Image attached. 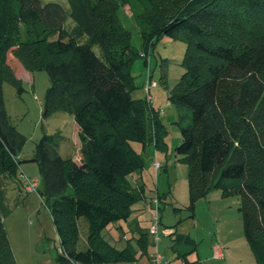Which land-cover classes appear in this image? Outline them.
<instances>
[{"label":"trees","instance_id":"1","mask_svg":"<svg viewBox=\"0 0 264 264\" xmlns=\"http://www.w3.org/2000/svg\"><path fill=\"white\" fill-rule=\"evenodd\" d=\"M81 1L69 0L68 13L53 2L0 0V264H16L3 202L26 138L6 114L3 84L21 88L18 64L47 73L42 116L66 111L79 130L81 164L60 156L53 135L43 136L32 158L59 237V264H142L130 244L117 250L102 231L127 220L143 197L130 181L144 166L133 143L166 150L156 112L132 97L130 69L167 34L187 44L185 72L169 99L191 112L173 151L187 165L188 217L211 190L236 193L245 238L264 264V0H133L148 24L143 54L110 0ZM83 22L90 24L78 29ZM80 218L88 227L83 250ZM150 238L148 231L137 238L148 261Z\"/></svg>","mask_w":264,"mask_h":264},{"label":"rangeland","instance_id":"2","mask_svg":"<svg viewBox=\"0 0 264 264\" xmlns=\"http://www.w3.org/2000/svg\"><path fill=\"white\" fill-rule=\"evenodd\" d=\"M86 1L82 0L81 4ZM40 2L57 3L70 13L69 0ZM110 4L116 7L120 23L131 32V45L143 54L140 35L142 30L148 29V24L142 11L133 0H110ZM89 24L83 22L78 29L88 27ZM72 25L68 19V29ZM84 41L86 45L89 38ZM186 47V42L176 40L169 34L163 35L147 57L138 58L131 66L130 72L136 87L132 97L146 101L156 112L165 130L163 139L166 150L155 151L153 143H133L144 166L130 181L141 187L143 197L132 206V214L127 220L108 225L102 231V237L117 250L130 244L139 262L149 264L146 256L140 257L137 238L140 232H147L153 224L155 206L152 205V199L157 198L160 199L161 209L160 230L171 228L174 232L171 236H159L157 251L166 264H258L244 235L238 211L240 201L236 193L213 189L196 205L195 217H188L187 165L173 151L180 143L181 127L191 123V112L178 107L169 99L185 72L182 62ZM148 74L158 86L150 89V99L147 101L144 88ZM15 75L21 80V88L4 83L3 101L12 125L26 138V142L17 155L16 179L6 184L3 223L16 264H59L58 257L63 254L59 237L48 206L40 194V169L32 158L43 136L53 135L60 156L72 158L81 164L79 130L75 129L77 125L73 116L66 111H56L46 118L42 116L43 101L49 86L45 71L30 72L18 64ZM154 161L161 164L158 172L153 167ZM26 179L36 181L35 192H25ZM148 202L151 205L146 208ZM174 209L180 211L175 212ZM78 225L80 240L77 249L83 250L86 248L88 227L83 218L78 220ZM149 241L148 252H155L152 239ZM213 246L219 248L221 257H212Z\"/></svg>","mask_w":264,"mask_h":264},{"label":"built area","instance_id":"3","mask_svg":"<svg viewBox=\"0 0 264 264\" xmlns=\"http://www.w3.org/2000/svg\"><path fill=\"white\" fill-rule=\"evenodd\" d=\"M157 86H158V83L155 80H152L150 74H148L147 84L144 88L146 95H147L146 97L147 101L150 99L149 97L150 89L155 88ZM153 167L155 169V172H157L161 168V164L154 161ZM36 189H37L36 181L26 179V184H25V189H24L25 192L32 193V192H35ZM152 205L155 206L154 215H153V224L148 229V233L152 239V245L156 247V250L155 252L150 253V263L151 264H166L163 260V257L157 251V245L160 240L159 238L160 234L170 235L172 231H170V229L160 230L161 221H160V216H159V200L157 198L152 199ZM69 264H78V263L70 261Z\"/></svg>","mask_w":264,"mask_h":264},{"label":"crops","instance_id":"4","mask_svg":"<svg viewBox=\"0 0 264 264\" xmlns=\"http://www.w3.org/2000/svg\"><path fill=\"white\" fill-rule=\"evenodd\" d=\"M75 129H77L78 130V127H76ZM79 146V145H78ZM75 162H76V160H74ZM134 183V182H133ZM133 185H135V186H137L138 184L136 183V184H133ZM146 199V198H145ZM149 204H146V208H148L151 204H150V202H148ZM171 231V230H170ZM212 257L213 258H218V257H221V251L219 250V248H217L216 246H213V248H212ZM148 263L149 264H151L150 263V261H148Z\"/></svg>","mask_w":264,"mask_h":264}]
</instances>
